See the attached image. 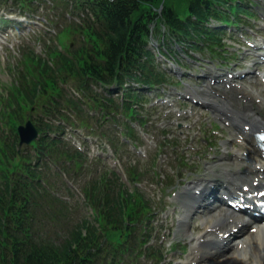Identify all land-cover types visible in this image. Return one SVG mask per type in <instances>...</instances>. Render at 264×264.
Masks as SVG:
<instances>
[{
	"label": "trees",
	"instance_id": "1",
	"mask_svg": "<svg viewBox=\"0 0 264 264\" xmlns=\"http://www.w3.org/2000/svg\"><path fill=\"white\" fill-rule=\"evenodd\" d=\"M23 1L25 2V0ZM158 1L159 0H79L80 3L76 2L78 6L77 9L80 13L85 14L86 11L91 12L97 21L100 20L101 16L104 17L105 22L114 25L106 30L96 25L94 22H91L89 18H86L83 28H85L86 35L90 39V48H86L84 44H82L78 52L73 54L72 59L63 58L60 63H57L58 65L56 68L49 70V77L52 78L55 72L59 73L63 69H67V72L74 76V80L71 81L72 85L86 96V93L89 92L88 86L90 82L99 80L104 81L117 77L120 79L125 76V74L120 73L121 70H131L134 65L137 63L140 64L139 52L143 49V44L149 31V23L153 20L166 25L171 33L179 32L187 36L188 31L186 30V26H188L189 23L187 21L180 22V18L172 8L165 7L162 11L161 18L156 17L151 6L157 5ZM206 1H213L227 5L228 8L233 7L234 9H238L236 5L233 6L234 4L228 3L230 0H188L189 14L198 19H204L207 15L214 16L216 12H220L216 8L210 11L206 7ZM63 78L64 76L60 75L57 81L52 82L54 88L49 92L46 105L42 106L43 109L45 107L48 108L49 103H54L55 105L60 104V101L56 100V97H60L62 94V89L58 87V82L66 81ZM42 82L43 77L41 76V80L32 87L31 91L25 94L19 92L15 100L18 96H22L24 100L29 101H32L36 95L38 98L41 94L39 91V84ZM43 88L44 86L41 87V89ZM65 100L68 101L69 104L75 105L74 107L76 109L81 110L80 106L70 98L68 99L66 95ZM42 112L45 120L39 117L37 119V124L44 133L54 132L59 129V126L52 123L57 117L64 118L68 121L63 108H55L53 111ZM11 115H14L17 120L22 118L19 113H12ZM81 121L85 123V118H82ZM56 142V140L50 141L47 136H44L39 145L50 144V147L53 148ZM15 145L16 139L15 136L12 135L5 144V153L3 152L2 155L12 160L15 155ZM39 155L45 154L39 153ZM11 160H7L3 163ZM7 173H9V170H6V173L0 171L2 183L4 184L10 183V179L8 178L9 174ZM106 186L107 183L103 188L97 187V189H95L90 186L91 188L88 190V193H86L87 199L96 207L105 206L113 198L112 195L108 200V197L104 195ZM108 191L111 193L109 188ZM11 198V201L6 203L7 205L0 208V221L3 219L7 220L6 215L15 211L19 216L16 220L17 224L19 225L22 221V223L25 224L24 221H27V219L34 214V209L29 207L30 202H32V206H36V202L34 203L33 201V194L29 192L15 193L13 191ZM46 205L48 204H42L43 207ZM135 208V203L119 200L117 205H114L109 211L98 209L103 219L100 222V229L103 228V230L100 234L101 238L99 237L102 239V242L106 243L110 240L112 228L122 230L121 228H123L124 222L132 218ZM30 211L32 213H29ZM21 228V233H14L12 231L1 232L0 264H71L75 259V253L70 247L64 248L61 254L51 251L45 246L39 247L33 243H27L26 240L23 239L24 236L22 233L25 230H34V228L31 225L27 227L22 225ZM94 234L95 229L88 228L86 236L83 237L78 233V237L83 241L86 239L89 241ZM74 235H77V232H75ZM76 242L78 243L80 240L78 239ZM93 243L97 247L98 239L96 235L93 238Z\"/></svg>",
	"mask_w": 264,
	"mask_h": 264
},
{
	"label": "rangeland",
	"instance_id": "2",
	"mask_svg": "<svg viewBox=\"0 0 264 264\" xmlns=\"http://www.w3.org/2000/svg\"><path fill=\"white\" fill-rule=\"evenodd\" d=\"M15 15H17L15 13ZM15 38H18V37H15ZM19 39V42L17 43L16 46H9V47H6V48H3L1 51H0V93L4 96L7 95L8 93V88H7V85L8 83H10V74L12 73H17V75L19 74V72L15 69H18L21 71L22 69V65H21V62H20V59H21V52H22V45L26 46L29 42V38L26 40L25 38L22 39V38H18ZM70 40V39H69ZM65 44H67V42H65ZM29 45H31V42H29ZM18 46H20L19 48H17ZM14 67H17L15 69H13ZM10 69H13L12 73L9 74V70ZM246 90H247V93L250 94V96L252 97L250 102H254V104H258L260 105L258 102L259 100L261 99H264V89L256 86L255 84H253V81L250 80L249 81V84L248 82H246ZM258 91H261V95H255ZM244 98V97H243ZM262 109H264V104H261L260 105ZM156 115V113H154L153 115H151L152 117H154ZM156 118L160 119V116L159 115H156L155 116ZM156 123V122H154ZM204 132L206 134H209L210 132L207 130V128L204 129ZM152 134L155 133V132H151ZM157 134V133H155ZM150 135V133L148 134V136ZM151 139V137H149ZM148 138V140H149ZM216 141L219 139V137H215ZM157 140V139H156ZM217 143V142H216ZM178 144L180 146L183 145L182 143V140L181 138L178 140ZM187 146V145H186ZM186 146H183V147H186ZM190 146H193V145H190ZM231 146V145H230ZM228 146L227 148H234L236 147L235 145L234 146ZM181 148V147H179ZM242 150V148H240ZM172 151V150H171ZM179 156H182L183 158H186V161H188V164H190L192 167H196V164H193L190 162L189 158L188 157H193L192 156V152H188L187 150H185V152L181 153V154H178V156L176 157H179ZM166 157L167 158H172L170 156V154H166ZM218 157V156H216ZM149 159V155H148V158ZM159 163V161H157ZM175 164V161H170V160H166V164L164 166H167L168 168H171L173 165ZM147 165L144 164V167L145 168ZM193 171H196L197 173H203L204 170H202L201 168H195L193 169ZM153 191H150V193H152ZM66 192H64V195H65ZM161 198V195L159 192H156L152 198L153 201H158L159 199ZM197 224V222H196Z\"/></svg>",
	"mask_w": 264,
	"mask_h": 264
},
{
	"label": "bare ground",
	"instance_id": "3",
	"mask_svg": "<svg viewBox=\"0 0 264 264\" xmlns=\"http://www.w3.org/2000/svg\"><path fill=\"white\" fill-rule=\"evenodd\" d=\"M256 105L251 104L248 111H229L237 120H243V122L248 126L250 133L247 135V137L253 136L256 132H258L261 128L264 127V114L260 115V113L256 110ZM251 157V156H249ZM242 158L236 156L235 160H241ZM247 163H250L248 161ZM251 167V171H249V174L246 175L247 182H250L251 184L253 182H257L259 186H263L264 182V169L258 168L255 165H249V169ZM255 168V170L253 169ZM254 170V171H253ZM254 172V175L252 176L251 173ZM199 185V184H198ZM196 211V209H195ZM209 214V215H208ZM206 219H208L210 222L212 221H219V220H225L226 217L223 216L221 213H217L215 215L210 214V212H207ZM238 220H242L241 217L236 216ZM207 226H205L206 228ZM256 227V241H250L248 239V236L243 233L239 238V243L246 244L250 243L253 246H256L254 249V253L258 254L261 250H264V245L262 246V241H264V225L263 226H255ZM216 264H227L226 261L223 262H216Z\"/></svg>",
	"mask_w": 264,
	"mask_h": 264
},
{
	"label": "water",
	"instance_id": "4",
	"mask_svg": "<svg viewBox=\"0 0 264 264\" xmlns=\"http://www.w3.org/2000/svg\"><path fill=\"white\" fill-rule=\"evenodd\" d=\"M19 132L21 137L20 144L25 142L28 143L30 140L36 137V131L30 125V123H27L25 128H19Z\"/></svg>",
	"mask_w": 264,
	"mask_h": 264
}]
</instances>
